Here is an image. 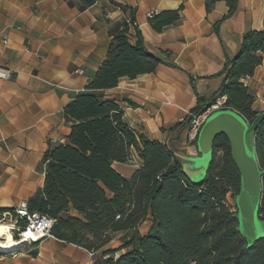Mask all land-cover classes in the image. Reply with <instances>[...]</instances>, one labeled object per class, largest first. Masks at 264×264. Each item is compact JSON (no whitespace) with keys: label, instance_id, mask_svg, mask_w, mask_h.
Here are the masks:
<instances>
[{"label":"crops","instance_id":"obj_1","mask_svg":"<svg viewBox=\"0 0 264 264\" xmlns=\"http://www.w3.org/2000/svg\"><path fill=\"white\" fill-rule=\"evenodd\" d=\"M206 1L96 0L84 6L82 0H0V66L11 70L10 78H0V208H20L43 186L38 167L44 153L50 143H65L71 131L64 108L95 75L124 22L131 43L138 27L144 47L162 62L153 72L121 78L104 96L120 104L135 132L197 155L196 145L187 142V126L173 129L198 105V97L204 104L216 98L226 60L238 53L246 31L264 28V0H238L226 19L225 1H216L210 11ZM181 5L178 25L162 32L152 28L151 15ZM244 82L256 95L254 110L264 111L256 108L264 88V59ZM134 157L130 164L113 166L131 177L141 165ZM151 224L148 216L140 233L146 234ZM113 241L103 250L116 249ZM99 254L92 258L83 247L48 237L3 264H101Z\"/></svg>","mask_w":264,"mask_h":264},{"label":"trees","instance_id":"obj_2","mask_svg":"<svg viewBox=\"0 0 264 264\" xmlns=\"http://www.w3.org/2000/svg\"><path fill=\"white\" fill-rule=\"evenodd\" d=\"M216 1H206L207 11ZM223 1L229 8L226 19L235 13L238 0ZM95 2L82 0L84 6ZM122 8L127 10L126 6ZM183 9L181 5L156 12L149 23L162 32L182 21ZM131 22H135L133 9ZM215 30L219 34V22ZM135 35L133 44L129 24L124 22L113 35L107 57L95 75L65 106V113L72 119L71 131L65 143H50L44 153L38 167L44 173V184L27 201L28 212L52 218L53 237L95 254L100 252L101 264H264V239L248 249L233 217L236 211L227 204V195L240 187L227 137L222 134L216 138L206 176L193 182L183 173L177 149L132 130L120 104L104 96L121 78L134 79L153 72L162 62L144 47L138 27ZM263 59L264 28L248 30L238 53L226 60L221 72L225 79L216 97L226 96V106L249 122L258 112L253 108L256 95L244 79L254 75ZM204 105L198 97L192 112ZM189 122L188 116L173 131ZM255 144L264 170V119ZM218 152H222L219 158ZM135 153L141 165L131 177H125L113 164H130ZM4 212L25 225L26 218L16 209L0 208V218ZM259 213L264 218V176ZM148 216L152 224L143 235L139 227ZM116 233H123V245L103 250ZM122 249L125 252L115 257ZM5 254L0 252V257Z\"/></svg>","mask_w":264,"mask_h":264},{"label":"water","instance_id":"obj_3","mask_svg":"<svg viewBox=\"0 0 264 264\" xmlns=\"http://www.w3.org/2000/svg\"><path fill=\"white\" fill-rule=\"evenodd\" d=\"M264 119V111L259 112L249 122L234 109H219L212 112L202 126L197 141V155L176 151L181 159L183 173L193 182H200L206 176L214 157V143L219 135L229 141L233 161L240 174L239 191L234 195L237 211L233 217L238 221V231L251 248L264 239V218L260 216L263 195L264 170L257 152L256 132Z\"/></svg>","mask_w":264,"mask_h":264},{"label":"built area","instance_id":"obj_4","mask_svg":"<svg viewBox=\"0 0 264 264\" xmlns=\"http://www.w3.org/2000/svg\"><path fill=\"white\" fill-rule=\"evenodd\" d=\"M11 77V70L9 68L0 66V78L8 79ZM227 97L221 96L216 97L209 104H205L199 111L191 112L190 122L187 126V142L192 145H196V141L199 135V132L204 125L205 121L209 117V115L219 109H230V107L226 106ZM136 160L133 156L132 161ZM16 212L26 218V223L24 226H21L18 219L14 217L9 212H4L2 217L0 218V222H6L9 219V223L11 226V232L16 239L24 240L28 239L27 244L34 245L35 243H39L41 240L53 237L51 234V229L54 224V220L44 214H40L38 212H28L27 203H23L20 208L16 209ZM31 231L34 234H37V238L33 236L28 237V232ZM13 256L17 255L16 251H12ZM90 257L94 258L95 253L90 252ZM118 254H115L117 257ZM105 256L104 258H106Z\"/></svg>","mask_w":264,"mask_h":264},{"label":"rangeland","instance_id":"obj_5","mask_svg":"<svg viewBox=\"0 0 264 264\" xmlns=\"http://www.w3.org/2000/svg\"><path fill=\"white\" fill-rule=\"evenodd\" d=\"M258 106L256 108H263L264 107V88H261V90L259 91V101H258ZM197 154H198V151H197ZM222 155V152H218L217 153V158H219L220 156ZM237 192H234V191H231L228 195H227V204L230 206L231 210L232 211H237V206L235 205V202H234V195L236 194ZM9 219L6 220V223H9ZM149 231V230H148ZM147 231V232H148ZM142 233H145L146 232V228H142ZM122 237H123V233H116V234H113V238H114V241L112 243L111 246H113L114 248H119L121 245V242H122ZM23 248V249H22ZM20 249H17L15 250L17 252V255L21 254V253H24L28 250H31L34 247V245H29V244H26L24 247H22ZM122 250H119L117 252V254L119 255L120 252ZM98 259L101 258V254L98 255ZM14 256H13V252H6L5 255L1 256L0 257V264H3L4 262L12 259Z\"/></svg>","mask_w":264,"mask_h":264},{"label":"bare ground","instance_id":"obj_6","mask_svg":"<svg viewBox=\"0 0 264 264\" xmlns=\"http://www.w3.org/2000/svg\"><path fill=\"white\" fill-rule=\"evenodd\" d=\"M30 236L37 238V234H34L31 231L28 232V237ZM27 241L28 239H16L11 232L10 224L0 222V252L6 253L20 249L27 244Z\"/></svg>","mask_w":264,"mask_h":264}]
</instances>
